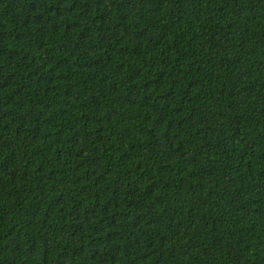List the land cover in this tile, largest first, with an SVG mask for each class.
I'll list each match as a JSON object with an SVG mask.
<instances>
[{
  "label": "trees",
  "instance_id": "trees-1",
  "mask_svg": "<svg viewBox=\"0 0 264 264\" xmlns=\"http://www.w3.org/2000/svg\"><path fill=\"white\" fill-rule=\"evenodd\" d=\"M0 264H264V0H0Z\"/></svg>",
  "mask_w": 264,
  "mask_h": 264
}]
</instances>
